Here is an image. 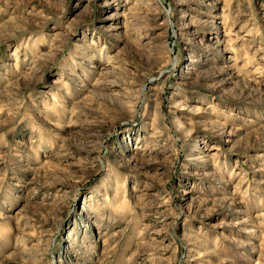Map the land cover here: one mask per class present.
<instances>
[{
    "label": "rangeland",
    "instance_id": "1",
    "mask_svg": "<svg viewBox=\"0 0 264 264\" xmlns=\"http://www.w3.org/2000/svg\"><path fill=\"white\" fill-rule=\"evenodd\" d=\"M0 264H264V0H0Z\"/></svg>",
    "mask_w": 264,
    "mask_h": 264
}]
</instances>
